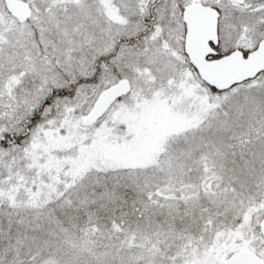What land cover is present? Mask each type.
Wrapping results in <instances>:
<instances>
[{"label":"snow or ice","instance_id":"snow-or-ice-1","mask_svg":"<svg viewBox=\"0 0 264 264\" xmlns=\"http://www.w3.org/2000/svg\"><path fill=\"white\" fill-rule=\"evenodd\" d=\"M0 264H264V0H0Z\"/></svg>","mask_w":264,"mask_h":264}]
</instances>
